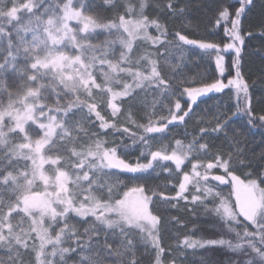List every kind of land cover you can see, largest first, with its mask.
Returning a JSON list of instances; mask_svg holds the SVG:
<instances>
[{"label":"snow or ice","instance_id":"6c2138e0","mask_svg":"<svg viewBox=\"0 0 264 264\" xmlns=\"http://www.w3.org/2000/svg\"><path fill=\"white\" fill-rule=\"evenodd\" d=\"M102 7L0 0V264H264V0Z\"/></svg>","mask_w":264,"mask_h":264},{"label":"trees","instance_id":"16d2710c","mask_svg":"<svg viewBox=\"0 0 264 264\" xmlns=\"http://www.w3.org/2000/svg\"><path fill=\"white\" fill-rule=\"evenodd\" d=\"M158 2L163 3L164 0H158ZM229 2H235V0H229ZM89 3L92 5V7L96 10V12L100 13L101 15L104 16H109L111 15V13L105 11L102 7V0H89ZM194 15H197L200 17L201 20V27L203 28L205 25L210 24L211 18L213 13L209 12L206 15L204 13H194ZM257 15H258V10H257ZM221 37H223V33L220 32L217 36H215L214 38L217 40H220ZM225 40H227L226 37H224ZM260 47V41L258 39L256 40H251V42H247L246 41V52L244 54V66H245V70L247 71L248 69H252V71L254 72L258 66L260 65V60L259 57L256 55L257 49ZM189 56H191L192 60L194 62L200 63L201 64V71L211 74L212 73V67H210L208 65V61L207 60H203L201 61L199 59V56L196 53H189ZM214 60V57H213ZM225 75L227 76L228 73L226 72ZM249 75H251V73H249ZM258 95V93H257ZM203 99V103L201 104V108H207L210 111L214 110V108L217 106L218 103H228V97H225L222 93L221 94H210L208 96H205L202 98ZM253 106L258 108V105L255 101V99L253 100ZM243 117H241L238 121H237V125H241L243 123ZM188 132L193 131V129L191 128V126L187 129ZM183 134V130H177L176 133H174V135L176 136H180ZM264 140V127H260L259 125H257L255 128H253L251 130V132L248 134V141L250 142L249 146L250 147H255L257 150H259L260 147V143L261 141ZM132 159H134L135 157H130ZM224 187L225 190V195H227V188L226 186H222ZM170 213L174 212V210H169ZM213 230L211 228H209L207 225H204L202 227V232L201 233H197V236L201 235V234H211ZM178 233V229L173 226V225H169L165 228L164 232L162 233L163 236V242L165 244H168L170 242H172L175 239V236ZM229 257H233L236 259H239L240 257H235L234 254L232 253H215L213 255V259L214 260H227ZM195 259V258H193Z\"/></svg>","mask_w":264,"mask_h":264},{"label":"rangeland","instance_id":"374dc122","mask_svg":"<svg viewBox=\"0 0 264 264\" xmlns=\"http://www.w3.org/2000/svg\"><path fill=\"white\" fill-rule=\"evenodd\" d=\"M211 94H213V93H211ZM208 95H210V94H208ZM208 95H207V96H208Z\"/></svg>","mask_w":264,"mask_h":264}]
</instances>
